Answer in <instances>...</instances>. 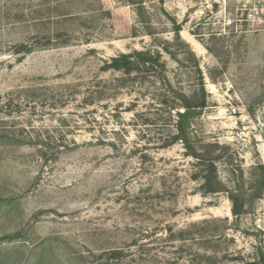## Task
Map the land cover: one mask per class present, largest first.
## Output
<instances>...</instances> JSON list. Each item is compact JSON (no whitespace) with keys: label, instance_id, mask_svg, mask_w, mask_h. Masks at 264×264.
Listing matches in <instances>:
<instances>
[{"label":"rangeland","instance_id":"1","mask_svg":"<svg viewBox=\"0 0 264 264\" xmlns=\"http://www.w3.org/2000/svg\"><path fill=\"white\" fill-rule=\"evenodd\" d=\"M263 5L0 0V264H264Z\"/></svg>","mask_w":264,"mask_h":264},{"label":"trees","instance_id":"2","mask_svg":"<svg viewBox=\"0 0 264 264\" xmlns=\"http://www.w3.org/2000/svg\"><path fill=\"white\" fill-rule=\"evenodd\" d=\"M139 56V58L141 59L140 61L142 63H147L150 62L149 59L141 58L140 55H138V53H130V54H126V55H120L117 58H115L112 62L114 64L113 68L115 70H123L124 72H128L130 70V65L132 63V60L136 57ZM144 56V55H143ZM204 103H201L198 107L199 108H203L204 107ZM188 109V108H187ZM179 117H184L185 114H178ZM179 129V128H178ZM179 133H182L181 129L179 130ZM205 179V178H204ZM207 180V178L205 179V181ZM237 207H235V203L233 205V214L234 215H238V212H236Z\"/></svg>","mask_w":264,"mask_h":264},{"label":"built area","instance_id":"3","mask_svg":"<svg viewBox=\"0 0 264 264\" xmlns=\"http://www.w3.org/2000/svg\"><path fill=\"white\" fill-rule=\"evenodd\" d=\"M260 12H261V13H264V5H263V7L260 9ZM249 17H251V15H249Z\"/></svg>","mask_w":264,"mask_h":264}]
</instances>
